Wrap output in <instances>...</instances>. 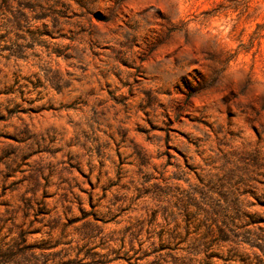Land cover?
Wrapping results in <instances>:
<instances>
[{
  "label": "rangeland",
  "instance_id": "374dc122",
  "mask_svg": "<svg viewBox=\"0 0 264 264\" xmlns=\"http://www.w3.org/2000/svg\"><path fill=\"white\" fill-rule=\"evenodd\" d=\"M0 264H264V0H0Z\"/></svg>",
  "mask_w": 264,
  "mask_h": 264
}]
</instances>
